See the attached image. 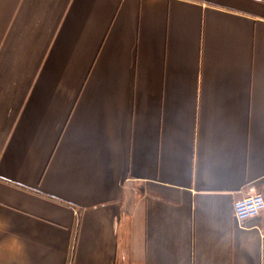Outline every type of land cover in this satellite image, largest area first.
Wrapping results in <instances>:
<instances>
[{"label": "crops", "instance_id": "0c3cea01", "mask_svg": "<svg viewBox=\"0 0 264 264\" xmlns=\"http://www.w3.org/2000/svg\"><path fill=\"white\" fill-rule=\"evenodd\" d=\"M264 0H0V264H264Z\"/></svg>", "mask_w": 264, "mask_h": 264}, {"label": "built area", "instance_id": "2783aa9c", "mask_svg": "<svg viewBox=\"0 0 264 264\" xmlns=\"http://www.w3.org/2000/svg\"><path fill=\"white\" fill-rule=\"evenodd\" d=\"M264 211V195L255 192L234 204V216L238 221H244L260 215Z\"/></svg>", "mask_w": 264, "mask_h": 264}]
</instances>
